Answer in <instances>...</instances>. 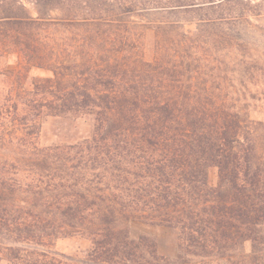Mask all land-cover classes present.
<instances>
[{
    "label": "trees",
    "instance_id": "16d2710c",
    "mask_svg": "<svg viewBox=\"0 0 264 264\" xmlns=\"http://www.w3.org/2000/svg\"><path fill=\"white\" fill-rule=\"evenodd\" d=\"M169 4L218 15L193 34L157 24L152 61L133 25L105 23L82 60L0 91V264H264V124L246 116L264 101V63L240 33L257 14L239 0ZM14 25L29 39L28 21ZM46 118L91 132L39 147ZM134 221L176 229V256L131 239ZM66 238L88 246L51 251Z\"/></svg>",
    "mask_w": 264,
    "mask_h": 264
},
{
    "label": "rangeland",
    "instance_id": "374dc122",
    "mask_svg": "<svg viewBox=\"0 0 264 264\" xmlns=\"http://www.w3.org/2000/svg\"><path fill=\"white\" fill-rule=\"evenodd\" d=\"M201 3L203 0H0V91L15 87L14 76L26 87L32 78L51 77L44 68L51 64H69L85 58L86 52L95 48L92 40L94 28L105 30V23L133 25L139 55L147 61L159 56L154 29L159 23L175 22L188 34L198 30L199 19L215 18L218 13L189 11L169 7L171 2ZM257 14L251 17V28L243 33V42L255 58L264 63V0H239ZM251 6V7H250ZM247 7V6H246ZM218 12V11H217ZM26 20L31 30L29 39L16 36L15 20ZM28 26V27H29ZM123 27V26H121ZM148 27L149 30H146ZM234 31H238L235 29ZM17 86V85H16ZM246 116L250 121L264 124V101L249 103ZM91 132L88 119L67 121L46 118L41 125L37 144L39 147L69 145L85 138ZM208 181L216 183V172L209 171ZM129 236L136 240L144 235L155 240L157 252L167 258L177 253L178 231L134 221ZM88 244L77 238L56 240L52 252L62 255L82 253ZM169 254H172L170 256ZM198 264V263H195ZM208 264H216L210 262Z\"/></svg>",
    "mask_w": 264,
    "mask_h": 264
},
{
    "label": "crops",
    "instance_id": "0c3cea01",
    "mask_svg": "<svg viewBox=\"0 0 264 264\" xmlns=\"http://www.w3.org/2000/svg\"><path fill=\"white\" fill-rule=\"evenodd\" d=\"M170 256H172V254H169Z\"/></svg>",
    "mask_w": 264,
    "mask_h": 264
}]
</instances>
